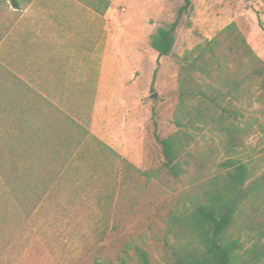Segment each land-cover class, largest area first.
Here are the masks:
<instances>
[{"label": "rangeland", "instance_id": "1", "mask_svg": "<svg viewBox=\"0 0 264 264\" xmlns=\"http://www.w3.org/2000/svg\"><path fill=\"white\" fill-rule=\"evenodd\" d=\"M18 1L0 0V264H136V246L163 264L168 216L197 180L140 173L162 160L153 121L176 131L179 68L206 41L239 33L264 62V0H191L159 58L152 37L183 0ZM193 136L208 157L215 134ZM258 136L243 155L264 167Z\"/></svg>", "mask_w": 264, "mask_h": 264}, {"label": "trees", "instance_id": "2", "mask_svg": "<svg viewBox=\"0 0 264 264\" xmlns=\"http://www.w3.org/2000/svg\"><path fill=\"white\" fill-rule=\"evenodd\" d=\"M12 2L19 6L18 0ZM91 4L101 12L108 6L104 0ZM190 6L191 0H183L175 19L157 28L151 40L157 58L171 53L179 20ZM184 61L178 73L176 131L161 137L153 121L162 160L140 171L162 184L170 179L197 180L190 204L168 216L166 232L172 239L164 240L161 261L263 264L264 167L261 157L254 162L243 153L254 131L259 134V153L264 151V62L239 33L226 47L219 37L206 41L195 56L184 57ZM252 101L258 107L247 114ZM205 128L217 138L209 155L219 158L209 176L212 157L193 152V132ZM134 250L136 264H151L145 249L136 246Z\"/></svg>", "mask_w": 264, "mask_h": 264}]
</instances>
